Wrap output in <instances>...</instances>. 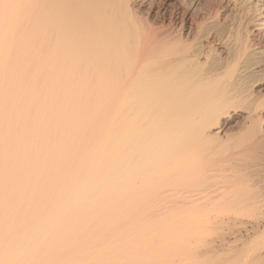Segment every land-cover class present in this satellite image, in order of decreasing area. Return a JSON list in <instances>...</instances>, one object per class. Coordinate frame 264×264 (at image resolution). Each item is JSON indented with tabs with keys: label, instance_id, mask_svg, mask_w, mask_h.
<instances>
[{
	"label": "bare ground",
	"instance_id": "obj_1",
	"mask_svg": "<svg viewBox=\"0 0 264 264\" xmlns=\"http://www.w3.org/2000/svg\"><path fill=\"white\" fill-rule=\"evenodd\" d=\"M263 207L264 0H0V264H185Z\"/></svg>",
	"mask_w": 264,
	"mask_h": 264
},
{
	"label": "rangeland",
	"instance_id": "obj_2",
	"mask_svg": "<svg viewBox=\"0 0 264 264\" xmlns=\"http://www.w3.org/2000/svg\"><path fill=\"white\" fill-rule=\"evenodd\" d=\"M173 204L170 203L164 206L169 208L172 205L171 208L175 209L176 204L174 206ZM186 208L187 210L192 209L190 206ZM262 213H264V207L262 211H255V213L252 212V214L240 216V218L245 223H248V227H250L257 219H261ZM226 232L202 231L194 234L190 240L179 243L180 255L187 259L185 264H264L263 234V236L259 234L256 237L252 233L250 237L249 233L247 234L246 230H243L244 233L241 232L242 236L239 235L238 239L236 238L237 233L234 232L235 234L233 235L229 231ZM223 235H225V240H223ZM211 243H213L214 247L205 251L206 244L209 245Z\"/></svg>",
	"mask_w": 264,
	"mask_h": 264
}]
</instances>
